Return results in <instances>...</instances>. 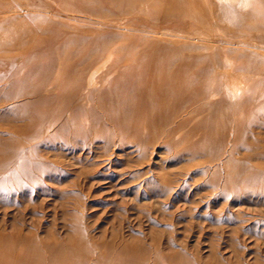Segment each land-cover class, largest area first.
Returning <instances> with one entry per match:
<instances>
[{"label": "rangeland", "instance_id": "obj_1", "mask_svg": "<svg viewBox=\"0 0 264 264\" xmlns=\"http://www.w3.org/2000/svg\"><path fill=\"white\" fill-rule=\"evenodd\" d=\"M0 240L264 264V0H0Z\"/></svg>", "mask_w": 264, "mask_h": 264}, {"label": "bare ground", "instance_id": "obj_2", "mask_svg": "<svg viewBox=\"0 0 264 264\" xmlns=\"http://www.w3.org/2000/svg\"><path fill=\"white\" fill-rule=\"evenodd\" d=\"M22 240V239H21ZM21 242V241H20ZM22 243H24V242H22ZM1 244H3V242L0 240V248H2V245ZM12 245V244H11ZM6 246V245H5ZM13 246V245H12ZM42 247V246H41ZM45 248V247H44ZM74 245H72L71 246V256L73 257V260H74V257H75V252H74ZM8 250V249H7ZM3 250H1L0 252H2ZM44 251V250H43ZM4 252V251H3ZM8 252V251H7ZM46 252H48L47 253V255H45V257L44 258H46V261H45V263L46 264H56V263H54V261H51V260H53V256L51 255V254H49V252L51 253V251H50V248H46ZM13 253H11V255H12ZM22 254V253H21ZM66 254H67V252H66ZM1 255V254H0ZM4 255V254H3ZM1 255L2 256V258H6L7 260H8V258L4 255ZM24 255V254H23ZM50 255H51V258H50ZM12 257V256H11ZM13 257H14V255H13ZM26 257V256H25ZM41 257H42V254H37L35 251H33V254L32 255H30L29 256V262L31 263V264H38L39 262H42L44 259H41ZM21 258V257H20ZM59 258V257H58ZM15 259H19V257H18V255L17 254H15ZM27 259V258H26ZM55 259V258H54ZM9 260H12L13 261V259H9ZM9 260L7 261V262H9ZM24 260V259H23ZM5 262H6V260H4ZM2 262L1 264H4L5 262ZM55 261H56V259H55ZM68 262L70 263V261L68 260ZM22 263H24V262H22ZM75 263V262H74ZM6 264H8V263H6ZM10 264V263H9ZM25 264V263H24ZM28 264V263H27ZM60 264V263H59Z\"/></svg>", "mask_w": 264, "mask_h": 264}]
</instances>
